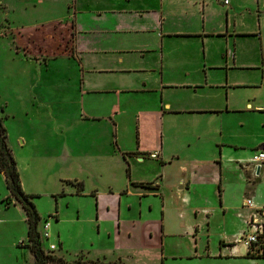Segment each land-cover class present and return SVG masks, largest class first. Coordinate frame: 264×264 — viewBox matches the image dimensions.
I'll return each instance as SVG.
<instances>
[{
  "label": "crops",
  "instance_id": "obj_1",
  "mask_svg": "<svg viewBox=\"0 0 264 264\" xmlns=\"http://www.w3.org/2000/svg\"><path fill=\"white\" fill-rule=\"evenodd\" d=\"M123 1L22 0L20 11L23 13L38 7L50 15L59 4L67 11L73 9L72 16L63 19L48 16L39 21L40 37L49 44L62 43L67 49L58 55L52 52L43 56L40 53L29 58L43 63L42 67L59 57L68 63L64 74L45 70L37 72L30 81V86L41 92L54 91L55 97L59 95L57 88L66 85L63 100L71 106L70 114L67 110V113L63 112L66 113L63 119L57 117L55 120L54 136L39 141L45 145L49 143L52 156L64 166L75 164L72 156L76 145L83 149L81 154L77 153L83 163L76 165L97 171L103 170L106 162L114 164L112 162L117 160L119 165L125 164L129 176L137 164L153 161L155 170L162 169V172L165 170L163 173L171 172L177 177L178 190L184 192L182 204L192 198L187 194L198 190L195 195L202 204L190 209L192 218L188 216L187 236L194 240L199 230L196 215L201 213L207 220L214 217V209L221 211L220 249L211 254L206 245L202 253H197L196 241H193V253L187 260H195L198 264H211L214 260L264 263V259L246 257L244 246L235 243L251 213L243 206L244 200L252 197L255 206L263 207L264 213V198L260 195L264 191V182H257L255 186L250 184L259 180L263 170L260 168L258 176L253 177L252 168H243V174L233 188L227 187L225 177L227 166L240 160L234 153L252 150L246 147L241 133L246 117L264 113V107L257 100L264 82V61L258 62L252 57L253 49L248 41L258 33L235 26L229 0L226 4L223 0V8L216 4L218 0H125L126 5H131L129 7L123 5ZM2 5L0 3L4 9ZM96 7H101V11L95 12ZM78 14L82 15L79 21ZM87 14L96 18L111 14L112 18L110 24L102 27L87 26L84 19ZM3 23H6L4 29L14 34L5 16ZM46 28L57 30V34L46 36L43 33ZM128 35H146L142 43L146 47L119 51L123 38ZM165 40L180 41L179 46L169 44L165 47ZM26 55L33 56L29 51ZM31 99L35 101L36 96ZM129 117L134 122L133 148L124 147L123 139L118 136ZM110 136L114 139L111 148ZM37 140L31 137L20 144L22 148L30 149ZM255 146L258 150L264 145L257 143ZM59 149H62V157H56ZM39 156L36 149L29 153L30 159ZM248 174L252 181L247 179ZM132 180L127 181L129 187H132L131 183H150L154 187L150 190L156 195L157 180ZM21 188L24 193L35 195L27 192L22 184ZM135 188L140 189L141 197L149 192ZM208 188L213 191L216 188L218 194L208 192ZM249 190L254 195H246ZM127 191L126 188L119 195H125ZM82 192L83 183L82 191L77 195ZM7 195L0 174V264H33V257L25 247V215L13 201L7 205L3 203ZM90 195L97 207L96 193ZM119 205L120 199H117V211ZM261 219L264 220V216ZM118 226L119 223L117 229ZM162 232L161 237L164 236ZM174 233L171 230L166 237H176ZM17 242V248L27 250L29 257L16 251ZM160 245L162 254L158 257L165 252L164 241ZM221 248L225 250L221 251ZM179 250L177 252L181 253ZM56 256L63 258L59 253ZM170 258L182 259V256L170 254Z\"/></svg>",
  "mask_w": 264,
  "mask_h": 264
},
{
  "label": "rangeland",
  "instance_id": "obj_2",
  "mask_svg": "<svg viewBox=\"0 0 264 264\" xmlns=\"http://www.w3.org/2000/svg\"><path fill=\"white\" fill-rule=\"evenodd\" d=\"M21 2L22 0H0V3H3L2 7H5L4 9L0 7V23L2 22L0 25V108L3 111L0 115L3 117L2 124L6 130L7 145L16 163L21 184L27 192L35 194L31 202L40 217L37 232L41 233L44 222L49 225L47 240L40 239L42 250H48L49 245L52 244L55 247L54 253L63 255V259L67 262L78 259L80 262L99 260L116 264H198L195 260H187V257L193 253V241H196L197 253H202L207 245L210 253L215 254L221 247L220 209H214L212 211L214 217H208L207 220L201 213L196 215L195 220L199 223V230L195 233L194 240L187 236L185 227L190 223L188 216L192 218L190 209L201 205L202 202L195 195L198 192L196 189L187 194L188 197H192L189 202L182 204L184 192L178 190L177 177L173 173H163L165 170L162 172V169L155 170L151 160L137 164L128 177L125 164L122 167L117 160L112 162L114 164L106 162V166L101 171L94 170L95 168L78 167L76 163L80 165L83 161L79 158L81 155L77 153L81 154L83 149L77 145L72 156L75 164L64 166L59 159L52 156L49 143L41 144L44 139L48 140L54 136L57 128L55 120L57 117L63 119L71 106L63 100L65 98L63 94L66 95V85L57 88L59 95L55 97L54 91L41 92L35 86H30V81L35 78L37 72L43 73L45 70L64 74L67 72L68 63L59 57L42 67L43 63L39 64L38 61L35 62L29 58L33 59L40 53L43 56L52 52L58 55L67 49V46L64 48L62 43L49 44L44 37L41 38L39 21L48 16L53 19L72 16L73 9L69 8L68 13L66 7L59 4L54 6L55 10L50 15L45 14L38 7L27 9L23 13L20 11ZM222 3L223 0H218L216 4L223 8L225 5ZM122 4L131 6L126 5L125 0ZM229 4L234 13L232 19L235 26L258 33V36L248 41L253 49L252 57L258 62L264 61V0H229ZM96 11H101V7H96ZM4 16L8 19V25L14 29V34L4 29L6 27V23H3ZM111 16V14H105L101 18H96L92 14H87L84 19L87 26L92 24L102 27L106 23L110 24ZM81 18L82 15L78 14L77 21ZM54 26L57 25L54 24ZM47 28L44 32L41 31L46 36L51 33L57 34V30ZM145 37L146 35H128L123 38V45L118 50L144 49L146 46L142 43ZM12 41L15 43H11ZM179 42L165 40L164 44L165 47L169 44L179 46ZM25 49L33 56L28 57ZM33 96H36L35 101L31 99ZM257 100L261 107H264V82ZM252 105H254L253 101ZM75 107L77 109V106ZM129 118V121H125L127 125L119 129L118 136L120 140L123 139L124 147L133 148L135 147L134 122L131 117ZM246 118L241 133L247 143L246 147L252 150L234 153V157L240 160L238 163L227 166L225 177L229 188L235 187L239 182L243 168L247 166L251 168L250 159L258 151L255 145L257 143L264 145V113H253ZM31 137L38 139L36 144L30 149L27 146L22 148L20 142L23 143ZM110 138L111 148L114 139L111 136ZM32 149L39 152L38 158H29ZM56 157H62V149H59ZM260 166L263 171L260 172L259 180L250 182L252 186H255L257 182H264V163ZM160 175H162L161 178H159ZM128 179L138 182L157 180L158 191L154 196L155 192L147 189L149 191L147 196L141 197L140 189L128 186ZM247 179L253 180L249 174ZM80 181L83 183V192L82 195H77L76 187L70 182ZM126 188L127 194L119 195ZM207 190L218 194L216 188L215 191L210 188ZM92 192L96 193L97 207H95L94 197L90 195ZM246 195H254V192L249 190ZM260 195L264 198V191H261ZM117 199H120L119 211H117ZM209 206H211L210 203ZM11 212L14 214V211ZM188 212L190 214L185 215ZM117 223H119L118 229ZM161 230L163 237H161ZM171 230L175 232L176 237H166ZM162 241L165 243V252L158 257V254H162L160 250ZM18 243L15 245L16 248ZM11 249L14 250V248ZM178 250L182 251V254L177 252ZM223 250L225 249L221 248V251ZM16 251L25 253L29 257L27 250L17 248ZM170 254H175L176 257L180 255L182 259H172ZM20 261L22 262L21 257ZM210 262L211 264H264L261 261L242 260Z\"/></svg>",
  "mask_w": 264,
  "mask_h": 264
},
{
  "label": "trees",
  "instance_id": "obj_3",
  "mask_svg": "<svg viewBox=\"0 0 264 264\" xmlns=\"http://www.w3.org/2000/svg\"><path fill=\"white\" fill-rule=\"evenodd\" d=\"M2 112V108H0V113ZM2 120L3 117L0 116V174L3 176L5 188L8 192V195L4 198L3 203L7 205L11 203V201H13L15 204L20 206L21 210L25 215V247L28 249V251L33 257V264H116L111 262H101L99 260H85L84 262H80L78 259L73 262H67L63 258L57 257L53 250H42L40 243V239L42 238L40 236V233L37 232V225L39 223L40 217L38 216L35 207L31 202V199L35 196L25 194L21 189L19 175L16 169V163L14 161L11 150L7 145V135L5 127L2 124ZM126 173L128 177L127 170ZM70 184L76 187V194L82 191L81 182H70ZM131 186L140 187L142 189H154V187H152L150 183H131ZM246 257L251 259H264V254L250 255L246 253Z\"/></svg>",
  "mask_w": 264,
  "mask_h": 264
},
{
  "label": "built area",
  "instance_id": "obj_4",
  "mask_svg": "<svg viewBox=\"0 0 264 264\" xmlns=\"http://www.w3.org/2000/svg\"><path fill=\"white\" fill-rule=\"evenodd\" d=\"M226 4V0H224ZM150 158H155V155H150ZM264 163V151H257L252 155L250 159V166L252 168L253 177H257L260 165ZM243 206L251 210V213L245 223L244 231L237 236L236 243L241 244L246 249V253L250 255L264 254V220L261 217L264 216L263 207H256L253 198H246ZM48 224L43 223L40 236L47 240L48 238ZM55 247L50 244L48 250L52 251Z\"/></svg>",
  "mask_w": 264,
  "mask_h": 264
},
{
  "label": "water",
  "instance_id": "obj_5",
  "mask_svg": "<svg viewBox=\"0 0 264 264\" xmlns=\"http://www.w3.org/2000/svg\"><path fill=\"white\" fill-rule=\"evenodd\" d=\"M263 149H264L263 146H260V147L258 148L259 151H263Z\"/></svg>",
  "mask_w": 264,
  "mask_h": 264
}]
</instances>
